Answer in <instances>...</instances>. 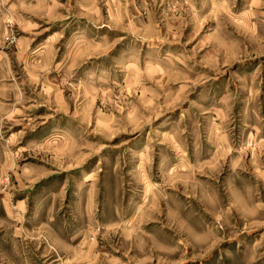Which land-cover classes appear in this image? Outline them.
Instances as JSON below:
<instances>
[{"label": "rangeland", "instance_id": "obj_1", "mask_svg": "<svg viewBox=\"0 0 264 264\" xmlns=\"http://www.w3.org/2000/svg\"><path fill=\"white\" fill-rule=\"evenodd\" d=\"M0 264H264V0H0Z\"/></svg>", "mask_w": 264, "mask_h": 264}]
</instances>
